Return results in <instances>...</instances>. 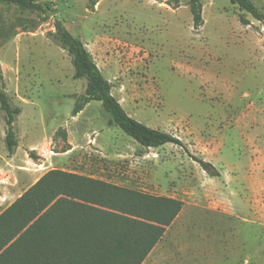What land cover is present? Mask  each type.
Returning <instances> with one entry per match:
<instances>
[{"label": "rangeland", "instance_id": "obj_1", "mask_svg": "<svg viewBox=\"0 0 264 264\" xmlns=\"http://www.w3.org/2000/svg\"><path fill=\"white\" fill-rule=\"evenodd\" d=\"M38 1L46 13L0 2V73L22 109L19 135L30 131L23 144L48 131L36 150L48 154L45 169L183 202L142 264H264L262 23L230 0H201L198 30L189 0L177 8L175 0ZM58 21L84 42L133 118L180 137L187 149L143 146L110 124L98 100L73 118L87 80L74 77L72 57L49 35ZM5 119L0 107L4 147ZM2 170L0 212L18 196L7 192Z\"/></svg>", "mask_w": 264, "mask_h": 264}, {"label": "trees", "instance_id": "obj_2", "mask_svg": "<svg viewBox=\"0 0 264 264\" xmlns=\"http://www.w3.org/2000/svg\"><path fill=\"white\" fill-rule=\"evenodd\" d=\"M264 27V6L254 0H230ZM20 12H47L38 0H0ZM175 0L174 7H179ZM195 29L204 24L203 3L189 0ZM243 24L249 21L241 18ZM49 33L72 57L76 79L86 78L73 116L93 100L101 101L110 124L145 147L167 143L187 149L183 140L133 118L113 95V83L94 61L84 42L61 22ZM0 73V107L6 113L5 144L9 154L18 146L14 125L22 109L12 104ZM57 134V133H56ZM33 159L38 156L29 152ZM210 176L216 167L193 157ZM183 208V202L151 195L59 168L48 170L0 213V264H142Z\"/></svg>", "mask_w": 264, "mask_h": 264}, {"label": "crops", "instance_id": "obj_3", "mask_svg": "<svg viewBox=\"0 0 264 264\" xmlns=\"http://www.w3.org/2000/svg\"><path fill=\"white\" fill-rule=\"evenodd\" d=\"M81 113L82 112H80L76 116H73V118H77L79 115H81ZM16 126H17V121L14 125V128H15V132L17 135V139H18V146L13 154H9L7 147H4L3 145L0 146V169L2 168L8 169L9 172L6 170H2L3 172L5 171L7 172L6 179H4V182H7L8 184H10L9 186L6 187V189H7V192H10L11 194L17 193L18 194V196L16 197L17 199L24 193L25 190H27L31 185L36 183L42 175H44L48 170L54 169L55 167L45 169L47 166L46 163L49 161L48 154L45 149H44V153H42L41 151H36V150H39V148L43 144V140L45 139V136H47L49 132L46 131L44 135L41 137V139L37 142H33V139H32V142H28V143L25 142L23 144L22 140H25L28 138L30 131L29 132L25 131L22 134V136H20L16 129ZM55 131L56 129L52 130L51 133L54 134ZM5 136H6V132L1 135V140H3L4 142H5ZM53 140L54 138H51L52 142ZM70 150L71 149L69 148L68 152ZM31 151L36 152L35 154H40L44 156L46 160L42 159L41 163L35 162L36 159L31 158L29 155V152ZM5 163H8L9 166H7ZM43 170L45 171L42 173ZM0 186H1V183H0Z\"/></svg>", "mask_w": 264, "mask_h": 264}]
</instances>
